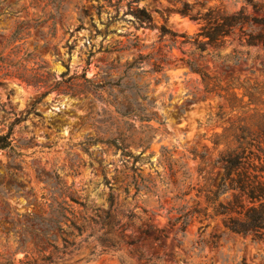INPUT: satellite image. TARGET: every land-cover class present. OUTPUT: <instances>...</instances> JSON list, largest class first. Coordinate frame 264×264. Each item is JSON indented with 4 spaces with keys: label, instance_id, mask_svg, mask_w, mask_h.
<instances>
[{
    "label": "rangeland",
    "instance_id": "rangeland-1",
    "mask_svg": "<svg viewBox=\"0 0 264 264\" xmlns=\"http://www.w3.org/2000/svg\"><path fill=\"white\" fill-rule=\"evenodd\" d=\"M134 1L121 0L117 9V0H0V137L13 133V149L0 150V264H264V242L231 234L222 218H213L206 195L216 189L222 173L217 169L212 181L198 173L201 160L196 156L218 158L214 135L224 129L216 116L221 106L227 114L229 109L217 96H207L201 78L181 61L194 59L195 49H164L171 43L161 42V31L140 28L129 14L128 3ZM183 1L203 12L222 7L235 13L243 6L237 0ZM139 7L159 28L190 37L200 31L168 0H139ZM137 43L139 48H133ZM119 44L131 50L107 54ZM139 55L144 62L131 80L120 81L125 67L106 76L107 69L119 67L117 62L124 66ZM204 56L200 64L224 87L231 77L264 84V48L247 46L239 32L224 48L209 49ZM162 58L168 63L155 72ZM86 70L103 91H86L80 79ZM125 97L164 123L135 122L136 131L129 133V151L135 155L144 150L140 139L152 137L144 154L150 160L141 172L150 190L135 198L134 187L128 196L123 190V177L131 173L122 152L102 143L87 147L90 138H113L98 134L92 123L104 110L122 120L109 103L127 106ZM180 193L187 195L175 199ZM111 196L112 218L119 215L127 223L131 212L140 217L125 233L126 241L119 229L111 231L109 221L103 222ZM198 204L209 207L212 218H194L185 232L181 225L172 228L169 220L180 216L177 210L190 212ZM98 210V225H89L83 236L70 235H78L73 222L81 224L82 217L96 216ZM149 226L164 233L142 235L140 229ZM106 236L113 246L102 243ZM66 240L76 247L65 252ZM48 257L52 263L44 261Z\"/></svg>",
    "mask_w": 264,
    "mask_h": 264
},
{
    "label": "trees",
    "instance_id": "trees-1",
    "mask_svg": "<svg viewBox=\"0 0 264 264\" xmlns=\"http://www.w3.org/2000/svg\"><path fill=\"white\" fill-rule=\"evenodd\" d=\"M216 1L223 2L224 0ZM168 2L174 5L173 11L198 23L200 25L199 33L190 37L186 34L179 35L174 33L165 26L159 28L155 24L152 15L145 8L139 7V0L128 3L129 14L133 15L135 22L138 23L140 28L160 30L161 42L169 41L171 43V45H166L164 49H168L171 52L177 46L180 49L186 46H191L195 49L191 53L194 59H181V61L193 74L201 78L206 95L217 96L225 102L229 109V114H227L224 112L225 107L221 106L219 108L220 112L216 116L220 122V127L224 129L222 134L214 135L213 145L215 151L218 152V158L212 160L207 155L196 156V158H200L201 160L198 173L200 177L204 176L203 179L205 181H212V175L217 169L222 173L216 189L207 191L206 202L209 207L213 208V218H222L223 225L228 232L241 236L244 239L251 238L255 243H262L264 242V84L251 83L250 81L240 83L239 79L231 77L227 82V86L224 87L222 82L211 74L208 66L204 67L200 62L205 60L204 54L209 49H214L215 51L221 50L227 45L229 38L235 36L237 32L240 33V37L246 38L247 46H262L264 48V0H237V2L243 3V6L240 11L235 13H229L222 7L209 8L206 12H203L197 10L196 5H191L183 0H168ZM117 3L115 7L119 9L121 0H117ZM168 36L169 39L167 40ZM120 46V44L117 45L107 52V54H121L131 50L130 47L121 48ZM133 48H139L138 43ZM183 53L186 55L185 52ZM210 55L208 54V56ZM143 62V55H139L132 63H127L124 66H121L120 62H117L119 67L107 69L106 76L111 77L110 71L119 72L122 67H125L124 76L120 78V81L125 79L131 80L132 72L141 68ZM160 62V65H156L155 72H162V64L168 63V60L162 58ZM237 62L239 61H236V64ZM87 74L88 70L84 71L80 78L86 85V91L94 94L103 91L104 87L96 85L95 79L88 78ZM58 86L55 87L56 90H58ZM237 91L242 92L241 97H239ZM141 98L144 101L147 100L144 96ZM124 99L128 103L127 106L122 105L118 101L109 103V105L116 108L115 112L122 120L115 118L114 112L104 110L98 114L99 118L94 119L92 123L98 134L104 136L112 134L113 138L108 140L90 138L88 139L87 147L102 143L109 148H115L117 151L122 152V156L125 159L124 166L131 173H127L123 177V190L128 196L130 189L134 187L137 190L135 198L141 191L150 190L146 185L149 181L141 172L143 164L150 160L149 157L145 158L144 154L150 149L152 137L147 135L145 139H140L138 146L144 148V150L140 155H135L129 151L131 148L129 140L132 139L129 133L136 131L135 122L143 124L157 121L160 122L161 126L164 123L159 119L157 113L148 114L142 106L135 108L137 103H134L130 98L125 97ZM234 114H239L236 120L226 121L229 115ZM131 121H133V124L130 123ZM121 124L127 126L125 131L121 130ZM144 129H148V131L154 130L148 126ZM12 135L11 129L7 135L0 137V150L13 149ZM222 147H224L223 150H221ZM167 162L170 171L173 172L172 161L167 159ZM138 164L140 165L138 166ZM172 175L174 176L173 173ZM199 194L202 195V191ZM186 195L180 193L181 197L177 196L175 199H183ZM221 198H226L225 202L220 201ZM110 202V210L106 213L103 222L109 221L108 225L111 231L119 229L122 240L126 241L127 237L125 233L140 217L131 212L126 216L127 223L119 219V215L112 218L114 208V198L112 196L110 197ZM209 207L202 209L200 208V204H198L190 212H185L186 208L184 207L177 210L180 216L176 220H169V224L172 228L181 225L180 230L185 232L194 218H212L208 213ZM67 211L74 216L71 208L68 207ZM142 211L144 214H148L147 211ZM173 211L175 209L168 214H172ZM99 214L100 211L98 210L95 212L96 216L82 217L81 224L73 222L72 227L78 231V235L73 232L70 235L72 237L83 236L89 225L99 224ZM140 230L141 234L145 236H149L150 231L164 233V230L151 226H149V230H145L144 228ZM102 243L113 246L107 236L103 239ZM128 244L134 245L135 242L132 241ZM75 247V241H65V252ZM44 261L52 263V258L48 257Z\"/></svg>",
    "mask_w": 264,
    "mask_h": 264
}]
</instances>
